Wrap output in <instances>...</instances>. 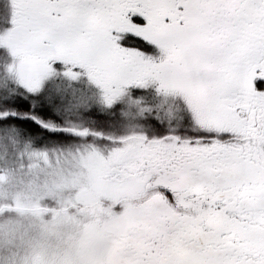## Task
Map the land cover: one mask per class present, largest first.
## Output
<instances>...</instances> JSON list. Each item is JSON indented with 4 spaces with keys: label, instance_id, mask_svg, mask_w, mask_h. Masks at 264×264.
I'll return each mask as SVG.
<instances>
[{
    "label": "snow or ice",
    "instance_id": "obj_1",
    "mask_svg": "<svg viewBox=\"0 0 264 264\" xmlns=\"http://www.w3.org/2000/svg\"><path fill=\"white\" fill-rule=\"evenodd\" d=\"M5 53L0 126L83 141L93 264H264V0H0Z\"/></svg>",
    "mask_w": 264,
    "mask_h": 264
},
{
    "label": "rangeland",
    "instance_id": "obj_2",
    "mask_svg": "<svg viewBox=\"0 0 264 264\" xmlns=\"http://www.w3.org/2000/svg\"><path fill=\"white\" fill-rule=\"evenodd\" d=\"M13 64L9 54H0V82L16 79ZM76 87L90 93L93 103L99 99L84 81ZM59 117L69 127L92 124L99 130L101 121L116 119L90 114L86 106L61 108ZM27 135L0 126V264H93L98 237L85 226L96 213L91 200L79 198L82 185L69 156L83 141L69 137L59 138L62 145H42ZM111 251L118 255L120 248Z\"/></svg>",
    "mask_w": 264,
    "mask_h": 264
},
{
    "label": "trees",
    "instance_id": "obj_3",
    "mask_svg": "<svg viewBox=\"0 0 264 264\" xmlns=\"http://www.w3.org/2000/svg\"><path fill=\"white\" fill-rule=\"evenodd\" d=\"M84 126L91 128V129H98V127H95L92 124H85ZM6 127H15V128L21 129L22 131H27V133H28L27 136L29 137V139H31L33 142L38 139V143H40L42 145L43 144L44 145H54V144L62 145V144H64L62 141H59L60 140L59 138H51L54 140L53 142L45 143V141L48 140V138H50V137H48V135L46 133H34V132H31L28 129H26L20 125H10V126H6ZM77 127H81V126H77ZM55 139H58V140H55ZM35 143H37V142H35Z\"/></svg>",
    "mask_w": 264,
    "mask_h": 264
}]
</instances>
